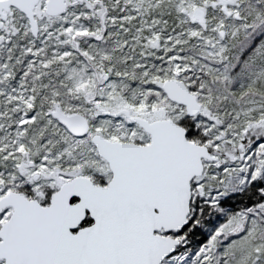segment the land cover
<instances>
[{
  "label": "snow or ice",
  "instance_id": "snow-or-ice-1",
  "mask_svg": "<svg viewBox=\"0 0 264 264\" xmlns=\"http://www.w3.org/2000/svg\"><path fill=\"white\" fill-rule=\"evenodd\" d=\"M0 264H264V0H0Z\"/></svg>",
  "mask_w": 264,
  "mask_h": 264
}]
</instances>
